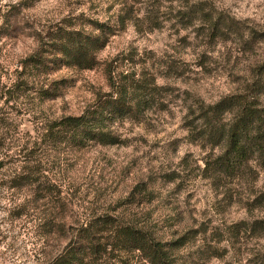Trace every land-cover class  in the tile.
Returning <instances> with one entry per match:
<instances>
[{"label":"rangeland","instance_id":"1","mask_svg":"<svg viewBox=\"0 0 264 264\" xmlns=\"http://www.w3.org/2000/svg\"><path fill=\"white\" fill-rule=\"evenodd\" d=\"M190 10L224 20L221 34ZM93 22L112 30L94 68L57 66L47 53L43 70L24 67L64 24L100 36ZM134 81L157 94L137 119L112 127L122 144L50 150L49 121L78 116ZM252 87L264 109V0H0V264H43L107 215L183 243L172 252L176 264H264V163L216 175L206 161L220 149L189 137L197 103ZM37 161L46 206L32 205L43 194L36 185L6 188ZM42 212L57 229L45 245L35 228Z\"/></svg>","mask_w":264,"mask_h":264},{"label":"trees","instance_id":"2","mask_svg":"<svg viewBox=\"0 0 264 264\" xmlns=\"http://www.w3.org/2000/svg\"><path fill=\"white\" fill-rule=\"evenodd\" d=\"M198 15L209 23L212 34H221L224 20L213 21L201 10H190L187 17ZM91 24L97 27L100 36L74 29L71 24L58 27L46 44L49 49L28 57L24 67L43 70L46 67L43 53H47L53 57L50 63L57 66L78 70L94 68L96 54L107 45L112 30L104 24ZM153 86L144 81L115 85L112 95L97 98L80 115L49 121L43 138H47L50 150L60 146L83 149L90 144H122L112 127L125 119H137L153 106L157 94ZM254 90L252 87L247 93L225 97L213 105L197 103L192 111L196 115L189 127L191 142L212 150L220 149L217 156L206 161L208 170L216 175L235 177L252 160L264 163V109L258 104ZM35 166L39 167L29 170L27 175L14 174L6 188L15 191L36 185L43 194L33 199L32 205L42 202L46 206L52 202L48 186L43 183L46 169L40 167V161ZM24 210L18 216L27 214ZM41 214L35 228L45 245L57 229L54 222L48 221V213ZM182 244L179 241L163 243L143 227L124 223L120 217L99 216L77 229L74 237L43 264H104L111 259L117 264H176L172 252Z\"/></svg>","mask_w":264,"mask_h":264}]
</instances>
